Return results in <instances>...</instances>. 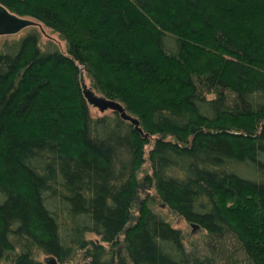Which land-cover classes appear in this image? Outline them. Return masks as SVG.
<instances>
[{"label":"trees","instance_id":"trees-1","mask_svg":"<svg viewBox=\"0 0 264 264\" xmlns=\"http://www.w3.org/2000/svg\"><path fill=\"white\" fill-rule=\"evenodd\" d=\"M0 3L67 44L0 51V264H264V0Z\"/></svg>","mask_w":264,"mask_h":264},{"label":"rangeland","instance_id":"rangeland-1","mask_svg":"<svg viewBox=\"0 0 264 264\" xmlns=\"http://www.w3.org/2000/svg\"><path fill=\"white\" fill-rule=\"evenodd\" d=\"M38 21V20H36ZM32 29H35L39 32L40 34V39L39 43L42 48H46L49 44L56 45L60 50L66 52L67 51V44L64 39L60 37V35L53 31L50 27H47L41 22H37L36 24L26 26L22 30L16 32V33H11V34H0V51L3 49L4 45L6 42L18 39L24 35H26L29 31ZM84 82L86 83V87L89 90H92L95 94L98 95H103L102 92L98 90L93 84L91 76L87 73L84 72ZM90 105V112L93 117H98L102 115H112L113 111L112 109H106L102 111L98 106L89 104ZM142 176V173H140L139 178ZM139 183H143V186H140V197L139 200L140 202L142 200H150V196L153 194V189H150V187L144 182L142 177L139 180ZM139 204V202H138ZM137 205H135L134 208V213L136 214L137 212ZM156 209L163 215L166 219L171 221L176 227L181 228L185 235H186V242L187 245H191L192 242V247L194 246H202L201 244L203 243V240L205 238V231L201 228H196L192 226L190 223H187L183 218L177 217L174 215L169 209L162 207L161 204L155 205ZM135 221V220H134ZM88 237L96 238L98 239L97 235L94 233H89ZM37 257L40 260H45L47 258V254H45L42 250L38 248H33ZM58 264H87L85 260L83 259L82 253L78 252L76 253L70 260L67 262H60L58 259H56Z\"/></svg>","mask_w":264,"mask_h":264},{"label":"water","instance_id":"water-1","mask_svg":"<svg viewBox=\"0 0 264 264\" xmlns=\"http://www.w3.org/2000/svg\"><path fill=\"white\" fill-rule=\"evenodd\" d=\"M37 22L38 21L32 17L22 16L12 12L4 4L0 3V34L16 33L26 26L36 24ZM82 86L90 104L98 106L102 111L109 108L119 111L122 118L130 120L135 124L136 129L142 132V129L139 126V120L128 114L122 103L115 99L95 94L92 90H89L86 87L84 80H82ZM139 185L143 186V183H139ZM135 218L136 214H131V222H133ZM194 227L196 226L194 225ZM50 262L53 264H58L56 258L54 257H51Z\"/></svg>","mask_w":264,"mask_h":264}]
</instances>
